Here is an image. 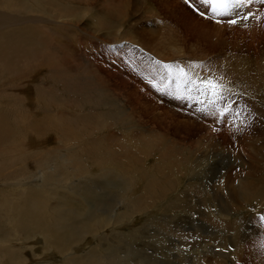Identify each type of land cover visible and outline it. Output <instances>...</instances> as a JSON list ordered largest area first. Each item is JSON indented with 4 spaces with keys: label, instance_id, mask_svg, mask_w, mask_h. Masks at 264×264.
I'll return each mask as SVG.
<instances>
[{
    "label": "rangeland",
    "instance_id": "374dc122",
    "mask_svg": "<svg viewBox=\"0 0 264 264\" xmlns=\"http://www.w3.org/2000/svg\"><path fill=\"white\" fill-rule=\"evenodd\" d=\"M44 1L0 0V32L31 25L29 17L46 20L33 25L45 29L35 37L42 56L31 50L17 63L0 62L9 129L0 136V166L34 181L63 155L59 183L44 189L59 204L69 201L70 184L87 180L95 194L83 193L95 205L89 217L105 222L68 252L95 249V264H264V204L236 196L240 176L247 171L254 181L264 167V153L249 144L264 139V127L237 105L264 111V4L240 9L254 15L233 25L199 15V0ZM48 56L51 65L62 61V79ZM197 77L225 85L231 114L219 116Z\"/></svg>",
    "mask_w": 264,
    "mask_h": 264
},
{
    "label": "bare ground",
    "instance_id": "6f19581e",
    "mask_svg": "<svg viewBox=\"0 0 264 264\" xmlns=\"http://www.w3.org/2000/svg\"><path fill=\"white\" fill-rule=\"evenodd\" d=\"M28 19H30L29 21L31 25L29 24L28 26H22L12 30H6L4 32H0V62H3V64L17 63V61L20 58L26 57L27 54L30 55L31 50L34 51L33 53L38 54V56L39 54L40 56L43 55V52L38 48L40 44L35 43L36 42L35 37L38 35L39 37H41L45 29L43 27L33 26V25H36V23L39 22L42 23L46 20H42L39 17L38 18L29 17ZM4 21L6 22V20H3V22ZM3 22L0 23V29L3 27L6 28ZM39 31H41V33ZM23 43L25 45H23ZM50 57L47 58L46 61H50L51 60ZM61 62L62 61L60 60V58L56 57V59L54 60V65H51V61H50V63H48V65L46 66H48V68H50V66H54V69L58 73L57 76L62 79L63 78L62 69L60 68ZM237 105L239 107H246L248 111L252 114V116L256 117V119L260 121L264 127V111L260 110L257 105L247 104L243 100H239ZM41 123L44 126H46V128L48 127V125H45L44 121ZM8 131L9 129L4 114L0 110V136L6 135ZM60 134L61 137L64 139V136L66 137V135L69 133L66 131V129H64L60 131ZM235 134L237 133H234L233 136ZM58 138L62 140L60 136ZM250 140H249L250 141L249 144L250 143L255 144L253 145L256 150L255 152L257 153L259 152V154L260 152L264 153V139L257 136ZM257 153L255 154L258 155ZM258 156L262 159L261 164L262 166H264V155L262 156L258 155ZM58 158L59 159L56 162L57 164L55 165L56 167L54 168V172L49 173V175H46L47 173H45L42 175V177L40 178L38 177L34 181H27L28 179H30L29 178L30 176L27 174H20L16 176L13 173L15 171H13V169L12 171L10 170L11 167H6L3 165L0 166V179L3 180L0 181V183H3L4 185L0 187V264H25L26 262L40 263V264H54L52 259L53 256H51V252L53 251V249H56L57 253L60 254L61 256L60 260H62L61 264H95V253H94L95 249H91L90 251L91 253L87 252L89 254H85L83 256H80V254H78L77 252H71V253L68 252L69 249L68 246L76 247L80 244L79 240L81 238L80 237L81 233L85 232V233L95 234L94 233L96 230L95 226L97 227L98 225H102V221L105 222V220L102 219L101 223L100 220L99 222L97 221L95 223L96 220H94V217L92 216V219L89 217V215L92 214L93 211L95 210V205H93L92 202L87 201L88 199L85 200L83 193L88 192L91 199H93V197L95 198V194H93L94 191L89 189V185L87 186L84 184L86 183L85 181L87 180H85L82 185L74 184V186L72 187L70 186L71 185L70 184L68 194H70L71 196L68 195L69 201H66L62 204L57 203L53 199V197L52 198L50 197L51 201H53L51 203L50 198L47 196V193H46L47 198L45 197V192L49 189L46 188V191L44 192L45 186L49 185V183H55L59 180L58 177L62 175V173L60 172L62 171V166H65L64 163L66 164L67 163L66 161L68 160L65 159L64 156L61 154L58 156ZM132 162H133V158L128 157L127 165H130V168L133 169ZM71 164H73V162ZM242 173L243 172H241V174ZM247 173L248 172L246 171V174L244 173L242 174L243 175L242 179L240 176L239 184H238L240 185V190L236 195L237 198L242 199L246 203L256 199L257 200L256 202L260 204H264L261 203L264 201V167L261 172L256 173L258 177L253 173V175L255 176L252 177L256 178L254 181L253 180L250 181L244 177L245 175H247ZM250 174H252V172ZM247 177L248 178L251 177L249 173ZM13 178L16 181H21L22 184L18 187V186H13L11 185V183L4 181ZM142 178L144 177L142 176ZM75 180L77 182L78 179ZM150 180L152 181V179ZM33 182L36 184V186L34 185L32 187L28 185L29 183H33ZM111 182L110 181L108 182L111 185L110 188L112 186L113 188H116V182H114L113 184ZM15 183L16 182H14V185ZM57 183H59V181ZM80 186H83L82 191L79 192L80 194L77 193L74 194L73 190L76 189V187H80ZM148 186L150 187V184ZM15 190H17L19 194L16 195L15 198H13L12 197L13 192L9 193V191H15ZM70 198H74V199H70ZM83 202H86V204L88 205V211H85V209L82 211L79 203H83ZM66 205H69V207L67 208L69 209L68 211H70V214L68 215L65 212ZM224 209L225 208L217 209V210L221 214L222 210ZM125 216H127L126 213H124L123 215L121 214V217L120 216L117 217V220L116 218H112V215H108V218L107 217L106 218L109 222H111L112 219L114 220V222H118V219L122 220V218H125ZM107 225L108 224H106V226ZM68 229H72V234H69L67 232ZM40 237L41 239H39ZM107 257L106 259L110 260L108 255Z\"/></svg>",
    "mask_w": 264,
    "mask_h": 264
},
{
    "label": "snow or ice",
    "instance_id": "6c2138e0",
    "mask_svg": "<svg viewBox=\"0 0 264 264\" xmlns=\"http://www.w3.org/2000/svg\"><path fill=\"white\" fill-rule=\"evenodd\" d=\"M185 2L187 3L188 0H185ZM253 3L264 4V0H199V4L206 11L196 10L199 15L205 17H207L208 13H211V18L216 19L218 23L222 22V20L217 18L228 17L227 23L234 25L241 21H246L254 15L250 11H240V9H247ZM184 74L187 75L186 72ZM197 79L200 81V85H202L198 87V91L208 97L213 105H219L217 112L220 117L233 112V109L229 106L231 97L225 95L226 88L224 84L220 83L215 77H197ZM205 114L210 115L211 113ZM259 220L264 223V215H261Z\"/></svg>",
    "mask_w": 264,
    "mask_h": 264
}]
</instances>
